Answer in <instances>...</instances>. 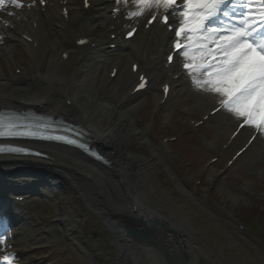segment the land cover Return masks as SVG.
I'll return each mask as SVG.
<instances>
[{"label": "bare ground", "instance_id": "bare-ground-1", "mask_svg": "<svg viewBox=\"0 0 264 264\" xmlns=\"http://www.w3.org/2000/svg\"><path fill=\"white\" fill-rule=\"evenodd\" d=\"M27 1L23 0V3ZM109 3L110 0H92L90 16H88L89 12L84 11L77 0H68L67 18L59 14L57 4L53 3L47 11L46 18L38 15L35 19L37 24L46 26L43 33L45 30L48 32L43 34L47 60L42 71L23 73L21 77L27 80L22 82H9L0 78V107L17 109L31 103L41 106L46 113L70 117L85 129V136L90 143L105 153L113 163L111 166L102 165L78 151L47 145H42L46 146L48 153V157L45 158L0 156L2 168L29 164L35 166V169L30 171H33L40 180V190L52 194L56 204L54 227H48L45 219H42V222L33 228V231L38 232L35 234L38 236L37 239L30 242L27 237L28 228L22 226V232L15 238L18 244H14L13 247L15 250L16 247L22 249L20 251L22 259L29 260L39 246L55 241L58 242L59 248L62 247L65 236L71 241H76L84 253L80 252L81 264H128L130 258L135 264H147L146 259L153 261V264H160L159 260H165L163 253H166L169 259H176L179 264L181 262H183L181 264H196L200 237L196 235L188 215V212L192 211V205L197 204L195 195L178 182L168 166H166L167 172L177 189L179 201L168 186L164 187L160 182L155 185L157 178L155 163H163V158L146 139L145 132L135 123L133 116L127 110V103L106 99L102 88L98 85V76L104 71L103 65L107 60L111 61L109 68L119 65L110 83H114L118 77L133 82L138 72L133 74L129 64L137 61L139 71L148 70L149 50L157 48L158 53L160 49H165L170 33L163 29L155 30L153 26L149 31L142 33L143 29L140 28L138 37L134 38L138 43L128 48L107 50L103 41L99 39V30H96L98 24H103L106 29L112 27L116 30V24L121 26L138 18L129 15L134 11L133 9L130 12L121 9L115 15L109 14ZM31 10L33 11L31 16L34 17L35 9ZM8 12H14L15 16H8ZM28 17L23 8L17 9L12 5H6L5 10H0V38H2L0 56L9 55L8 52L12 50L10 43L13 42H19L30 49L31 44L23 36L28 35L39 40V30L32 32L26 26L29 24ZM5 21L13 26L6 28ZM82 36L88 37L89 43L96 42V46L94 48H91L90 44L77 46L75 41ZM121 44L125 47L123 41ZM87 48L93 57L88 63L92 65L87 63L85 56L78 66H74L81 58L80 50ZM62 53L67 54L66 63L63 62ZM91 69L95 74L90 83L78 86L80 75L84 72L88 73ZM163 69L162 63L150 70L149 75L153 76L152 82ZM175 73L176 70L173 74ZM166 79H169L172 85L179 80L168 77ZM183 85L184 83H179L177 86ZM176 91L184 94L183 89ZM154 93L156 108H161V93L160 91ZM67 100H72L74 105L70 107L66 105ZM145 147H148L150 156L143 152ZM120 176L122 182H119ZM155 188L156 190L159 188L162 193L157 194ZM245 190L249 192L248 188L235 191L230 187L222 186V192L235 202L241 199V196L244 197V193L246 194L244 201L249 199L250 192L247 195ZM132 195L135 202L130 204ZM110 197H117L119 203L114 199L111 200ZM90 203L94 205L95 213H90L86 209V205ZM123 215L141 221V225L145 226L160 250L152 248L154 245L151 243H137L117 224L114 227V223L119 222L117 218ZM97 219V226L90 224ZM134 225L135 223L132 222V226ZM98 230L104 231L102 237L97 236ZM117 239L122 240L126 254L119 256V263H114L107 258L105 252L121 254L119 249L112 247L113 241ZM176 240L179 241L180 246H176L174 243ZM90 244L95 246V250ZM184 250L187 251L186 258ZM95 253L102 258L101 261H96L93 256ZM185 261L188 263H184Z\"/></svg>", "mask_w": 264, "mask_h": 264}, {"label": "snow or ice", "instance_id": "snow-or-ice-1", "mask_svg": "<svg viewBox=\"0 0 264 264\" xmlns=\"http://www.w3.org/2000/svg\"><path fill=\"white\" fill-rule=\"evenodd\" d=\"M116 2L120 4L121 0ZM36 3L44 4L45 0H32L27 6ZM132 3L136 10L129 13L131 17L150 12L149 24L159 19L170 26L169 14L178 10L179 0H132ZM6 5L17 9L25 6L23 0H0V10H5ZM7 15L11 17L15 13ZM180 15L182 20L174 29L177 39L172 47L184 57L182 66L193 86L218 97L220 109L242 121L241 127H252L264 135V0H182ZM4 26L13 25L5 21ZM134 31L127 35L131 37ZM184 38L186 42L182 43ZM168 60L171 62L173 56L169 55ZM146 83V78L141 76L137 87L142 89ZM164 91L167 94V85ZM25 119L0 114V137L63 140L88 150L87 145L67 135H52L54 122L50 117L23 123ZM4 152L31 154L25 147L0 145V153ZM0 244L9 247L2 235ZM14 262L13 254L0 255V264Z\"/></svg>", "mask_w": 264, "mask_h": 264}, {"label": "rangeland", "instance_id": "rangeland-1", "mask_svg": "<svg viewBox=\"0 0 264 264\" xmlns=\"http://www.w3.org/2000/svg\"><path fill=\"white\" fill-rule=\"evenodd\" d=\"M103 28L104 25H98V29L101 30ZM104 35L106 34L104 33ZM10 44L12 45V51L15 52V55L16 53L18 54L17 58L22 61L25 60L24 65L28 71L35 72L36 69L33 70L30 68V65L27 62L29 57L23 51L22 47L16 43ZM90 59L91 58L87 60V63ZM8 73L11 74V72ZM94 74L95 73L92 69L88 73L84 72V74H82L79 78V82L88 83V81H90L89 79H92ZM103 76H105V74L101 71L98 76V85L101 86L104 97L110 101L119 102L121 100V96L125 93L126 88L129 85V80H124L123 78L118 77L114 80V83L108 84L107 82H104ZM153 89L155 88L152 87L148 94H144L132 101L127 106V110L134 116L135 119H137V124L140 127L148 128L152 124L151 129L153 131L151 132V135L153 137V141L157 139L155 142L161 143L164 138L180 135V138H178L177 141L172 142L173 150L183 157L186 156L187 159H194L197 161L196 166L187 168V172L191 177L187 176L186 179L189 181V185L194 186V188L195 178L203 180L202 184L198 186L199 188H197L195 192L192 191L197 199V204L192 205V211L188 212L191 224L194 226L195 231L199 234L203 232L208 235L204 247V251L206 252L200 264H264V248L260 246L261 244H252L246 234L237 230L233 224L224 220L222 213H220L223 209H231L236 215L242 218L246 224L249 219H251V216H257L259 219L257 227H262L264 238V171L260 168V165L264 164V159L260 160L262 163L253 164V162L258 159L252 157L251 154L254 149L253 147H250L240 162L223 172V175L218 178L215 188L208 194V198H205L201 193L200 186H207L209 184L207 177L210 170L207 168L206 171H203V164L207 162L210 155L217 154L223 145L225 146L223 149L226 151L221 155L219 154L220 159L212 167L215 173L222 171L224 161L226 158L230 157L236 147L242 144L245 136L244 138L241 135L238 136L230 145H228L226 138L224 139L222 137V130L219 128L216 130L212 124H205L204 127L198 128V131L195 133H192L191 131L187 132L189 130V126H186L185 124L187 123L184 122L182 124L179 123V120L182 119L183 116L176 107H179L178 105L180 102L182 104L183 102L190 101L191 99H189L188 96V98L186 97V100H181L179 102L177 101L179 97L173 95L169 98L163 109H160L153 117V111L155 110L153 105ZM183 97L185 98V96ZM192 102V100L189 102L190 106L192 105ZM168 111L171 113L175 111L176 114L172 115L168 123H165L163 116L165 113H168ZM201 114L202 111L198 110L197 113L195 112L190 116L197 119L198 117L200 118ZM205 131H209L212 137L215 136L217 138H214V142L217 143L214 150L209 151L208 149H205L203 145L197 141V136L203 135V133L206 134ZM156 149L159 153L160 149ZM143 152L150 156L148 147H145ZM249 156H251V158ZM165 162L155 163L156 166L154 167V170L157 176L155 185H158L160 182L164 185V187L168 186L173 192L176 200L179 201L177 198V189L174 186L173 180L168 175ZM249 165L251 168H249ZM222 186L230 187V189H234L235 191L248 188L251 190L250 196H248L249 199L247 201L238 199L239 201L236 200L237 202H235L222 192ZM244 192L249 195V192L246 190ZM156 193L158 194L162 192L158 188ZM110 199H114V201L119 203L117 197H110ZM209 200L216 202L211 203ZM36 203L45 210L47 213V224L49 227H52V224L56 222V209L53 202L45 196L41 198L37 196ZM221 228V238H219L217 233ZM225 237L227 239L231 238L230 241H227V243L230 242L231 244V249H229L230 251L228 250V252H226L227 247L223 244V240H226ZM64 243L68 251L62 254V256L55 258L56 264H80V254L77 252L71 240L69 241L66 237H64ZM221 250L227 254L222 253ZM45 253L42 252L40 255V257L42 256V260L45 259ZM40 257L37 256L36 259H39Z\"/></svg>", "mask_w": 264, "mask_h": 264}]
</instances>
